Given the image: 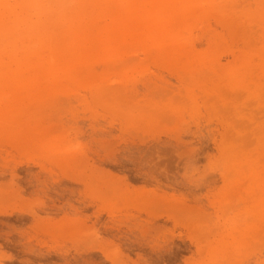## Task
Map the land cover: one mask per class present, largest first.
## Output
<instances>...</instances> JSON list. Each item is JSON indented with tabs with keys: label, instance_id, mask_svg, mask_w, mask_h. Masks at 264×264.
<instances>
[{
	"label": "rangeland",
	"instance_id": "rangeland-1",
	"mask_svg": "<svg viewBox=\"0 0 264 264\" xmlns=\"http://www.w3.org/2000/svg\"><path fill=\"white\" fill-rule=\"evenodd\" d=\"M38 2L0 7V264H264V0Z\"/></svg>",
	"mask_w": 264,
	"mask_h": 264
},
{
	"label": "bare ground",
	"instance_id": "bare-ground-1",
	"mask_svg": "<svg viewBox=\"0 0 264 264\" xmlns=\"http://www.w3.org/2000/svg\"><path fill=\"white\" fill-rule=\"evenodd\" d=\"M137 1V0H134ZM132 0L133 3H136ZM15 5H9L7 3L6 0H0V7L1 10L3 11L4 14L8 15V21L13 23V25L11 26L13 28L14 25H17L18 22H23V20H21V17H18L17 15V11H31V12H35L37 17H41L42 13V9L40 7V3L38 2V0H15ZM22 5V6H20ZM3 25V21H0V36H2V26ZM33 30V29H32ZM13 37V35H12ZM25 56V55H24ZM27 62V58H23V61L19 62L20 65H18V67L16 68V74L18 75V71L21 68V64L26 63ZM42 64H37L35 67L38 69L39 67H41ZM6 67V64H4L2 61H0V71L4 70ZM45 67V65L43 66ZM48 71V69H46V72Z\"/></svg>",
	"mask_w": 264,
	"mask_h": 264
}]
</instances>
